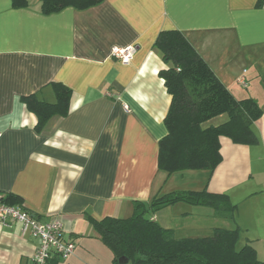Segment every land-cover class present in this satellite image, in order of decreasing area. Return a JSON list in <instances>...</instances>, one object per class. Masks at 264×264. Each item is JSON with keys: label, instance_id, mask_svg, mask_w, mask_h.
I'll return each mask as SVG.
<instances>
[{"label": "crops", "instance_id": "0c3cea01", "mask_svg": "<svg viewBox=\"0 0 264 264\" xmlns=\"http://www.w3.org/2000/svg\"><path fill=\"white\" fill-rule=\"evenodd\" d=\"M170 29L184 34L236 99L251 97L262 109L251 124L257 143L220 136L213 171L157 168L170 96L158 76L168 64L152 45ZM129 46L127 62L111 54ZM52 83L71 89L69 111L36 132L20 98L54 102ZM204 188L226 194L233 215L178 201L148 216L175 238L238 228L236 248L249 244L264 262V0H103L49 14L41 0L21 7L0 0V195L19 196L14 205L41 219L61 218L75 251L48 264H88L81 257L100 239L88 217L125 218L133 201ZM36 246L17 224L0 225V264H34Z\"/></svg>", "mask_w": 264, "mask_h": 264}, {"label": "trees", "instance_id": "16d2710c", "mask_svg": "<svg viewBox=\"0 0 264 264\" xmlns=\"http://www.w3.org/2000/svg\"><path fill=\"white\" fill-rule=\"evenodd\" d=\"M103 0H41L44 14L72 6L82 10ZM13 7L26 5V0H11ZM161 53L167 68L160 69L170 103L163 123L166 134L158 141L157 168L167 174L183 170L213 171L221 161L220 136L236 144H256L251 124L262 109L251 97L236 99L211 68L176 29L160 31L153 45ZM55 101L39 99L36 94L20 98L26 109L36 117L34 130L41 132L52 116H66L71 89L52 83ZM225 121L208 122L220 115ZM4 202L21 203L13 194L2 195ZM182 201L205 205L218 216L231 217L235 210L226 194L202 190L175 191L153 197L148 203L133 201L130 216H105L100 220L88 217L102 243L112 253V264L126 259V264H264L249 244L236 248L239 229L215 228L204 237L175 238L170 229L152 220L148 213Z\"/></svg>", "mask_w": 264, "mask_h": 264}, {"label": "built area", "instance_id": "2783aa9c", "mask_svg": "<svg viewBox=\"0 0 264 264\" xmlns=\"http://www.w3.org/2000/svg\"><path fill=\"white\" fill-rule=\"evenodd\" d=\"M134 47H113L111 54L123 62L131 59ZM243 84V81H240ZM127 109V105H124ZM17 224L22 235H30L37 240V246L32 256L34 264H48L54 257L61 261L69 259L75 251L73 241L64 239L63 221L58 216L41 219L36 214L21 207L3 201L0 195V225L12 226Z\"/></svg>", "mask_w": 264, "mask_h": 264}, {"label": "rangeland", "instance_id": "374dc122", "mask_svg": "<svg viewBox=\"0 0 264 264\" xmlns=\"http://www.w3.org/2000/svg\"><path fill=\"white\" fill-rule=\"evenodd\" d=\"M174 177H177V176H174ZM84 254L85 256L83 255L81 259L84 260L88 264H111L110 262L112 258V253L102 243L100 239H97V240L92 239L90 242L89 248L84 252Z\"/></svg>", "mask_w": 264, "mask_h": 264}, {"label": "water", "instance_id": "95a60500", "mask_svg": "<svg viewBox=\"0 0 264 264\" xmlns=\"http://www.w3.org/2000/svg\"><path fill=\"white\" fill-rule=\"evenodd\" d=\"M128 261L126 259L120 258L119 264H126Z\"/></svg>", "mask_w": 264, "mask_h": 264}]
</instances>
